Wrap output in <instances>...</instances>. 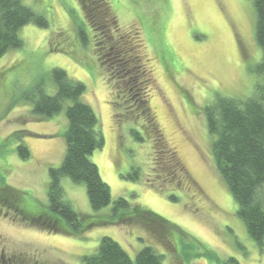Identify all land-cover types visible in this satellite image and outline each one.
Segmentation results:
<instances>
[{"label":"rangeland","instance_id":"rangeland-1","mask_svg":"<svg viewBox=\"0 0 264 264\" xmlns=\"http://www.w3.org/2000/svg\"><path fill=\"white\" fill-rule=\"evenodd\" d=\"M115 2L118 32L136 43L149 71L147 98L160 145L143 120L126 116L129 105L103 66L80 0H24L48 24L23 27V46L0 57V188L14 191L0 199V253L14 254L15 264H85L110 237L132 258L154 248L163 264H264V247L249 234L216 168L204 113L217 95L246 99L257 80L264 81L255 71L262 49L254 0ZM56 68L85 85L80 100L96 112L105 138L92 160L110 186L108 207L94 211L85 184L61 180L65 199L98 222L77 233L62 220L56 232L31 217L55 216L49 212L50 169L66 154L72 100L52 116L34 111L40 97L57 93ZM21 145L29 158L21 156ZM119 198L167 221L171 236L144 221L119 223L122 214H111Z\"/></svg>","mask_w":264,"mask_h":264},{"label":"trees","instance_id":"trees-1","mask_svg":"<svg viewBox=\"0 0 264 264\" xmlns=\"http://www.w3.org/2000/svg\"><path fill=\"white\" fill-rule=\"evenodd\" d=\"M80 3L86 22L96 34L95 47L103 58V66L110 80L115 81L124 98L122 101L129 105L125 109L126 116L135 115V123L143 120V125L153 133L157 147L160 137L147 98L149 71L136 43L118 32L117 19L111 13L115 0H80ZM254 6L257 14L256 38L262 49V60L255 71L258 76L264 77V0H254ZM31 23L48 24L46 17L36 14L24 0H0V57L13 48L23 46L21 31ZM81 34L86 39L82 29ZM53 75L58 86L57 93L40 97L35 101L34 111L52 116L62 110L65 102L72 100L67 108L66 154L60 167L50 169L49 212L55 216L47 218L44 214H32L31 217H38V220H32L56 232L61 230L58 221L62 220L70 231L77 233L97 226L98 222L89 221L65 199L61 180L68 177L75 183L85 184L94 211L108 207L112 201L110 186L103 181L99 167L92 160L95 151L103 147L105 138L96 112L80 100L85 85L71 80L67 72L60 68H56ZM204 113L219 175L237 202L238 215L249 234L260 247H264V81L257 80L253 95L246 99L217 95L211 104L205 106ZM131 134L136 140H142L136 129H132ZM19 151L23 158H29L25 145H21ZM160 155L159 151L158 157ZM170 160L172 163L177 161L175 155ZM173 166L176 170L177 165L174 163ZM12 192L8 187L0 188V199L12 196ZM118 213L123 216L119 223L127 219L144 221L156 229L159 227L165 236H171L170 232L174 231L161 217L139 206L131 208L124 198H119L112 206L111 214ZM178 254L181 255L180 248ZM84 261L85 264H163V256L154 248L145 247L132 258L117 241L104 237L98 250L84 257Z\"/></svg>","mask_w":264,"mask_h":264},{"label":"flooded vegetation","instance_id":"flooded-vegetation-1","mask_svg":"<svg viewBox=\"0 0 264 264\" xmlns=\"http://www.w3.org/2000/svg\"><path fill=\"white\" fill-rule=\"evenodd\" d=\"M0 264H15V255H11V257L6 258L4 251L0 253Z\"/></svg>","mask_w":264,"mask_h":264}]
</instances>
